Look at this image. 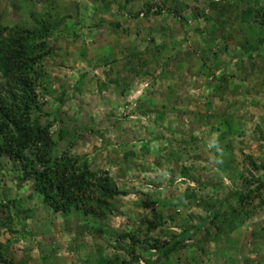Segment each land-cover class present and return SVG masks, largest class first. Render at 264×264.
<instances>
[{"label": "rangeland", "instance_id": "obj_1", "mask_svg": "<svg viewBox=\"0 0 264 264\" xmlns=\"http://www.w3.org/2000/svg\"><path fill=\"white\" fill-rule=\"evenodd\" d=\"M243 1L0 0V27H52L32 116L49 124L52 155L83 158L122 193L101 221L54 213L1 156L6 259L264 264V27L243 12L264 0ZM227 2L235 12L219 18ZM247 186L238 204L229 194ZM12 200L19 215L6 226ZM180 236L152 254L153 240Z\"/></svg>", "mask_w": 264, "mask_h": 264}, {"label": "trees", "instance_id": "obj_2", "mask_svg": "<svg viewBox=\"0 0 264 264\" xmlns=\"http://www.w3.org/2000/svg\"><path fill=\"white\" fill-rule=\"evenodd\" d=\"M244 7L243 12L249 18L247 25L264 27V8L246 4ZM234 12L232 3L228 2L217 10L218 17L226 19ZM233 24L228 26L230 32ZM51 29L47 23L30 30L0 27V157L7 154L17 160L22 180L32 181L33 190L52 212H78L93 221H101L111 212L110 201L122 193L106 171H91L83 158L66 153L52 155L56 140L51 136L49 124H39L32 117L33 114L42 116L36 89L40 80L46 78L41 62L50 51L46 40ZM60 137L61 131L57 138ZM262 186L259 182L256 189ZM245 188L229 195L241 204L246 198L244 192L250 190L249 186ZM1 208L5 211L4 225L12 226V210L19 215L14 200ZM216 214L212 216L216 217ZM185 237L180 236L161 246L153 240L152 254L174 251ZM1 247L0 244V264H13L5 258Z\"/></svg>", "mask_w": 264, "mask_h": 264}]
</instances>
